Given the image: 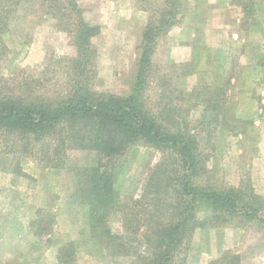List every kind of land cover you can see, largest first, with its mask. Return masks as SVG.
Returning a JSON list of instances; mask_svg holds the SVG:
<instances>
[{
	"label": "rangeland",
	"instance_id": "374dc122",
	"mask_svg": "<svg viewBox=\"0 0 264 264\" xmlns=\"http://www.w3.org/2000/svg\"><path fill=\"white\" fill-rule=\"evenodd\" d=\"M79 1L87 18L101 26L93 38L95 87L127 94L143 29L163 0ZM27 6L34 8L23 12L27 17L13 28L18 31L7 34L11 52L0 70L4 75L33 71L32 77H43L49 88H61L64 65L76 50L52 17L42 13L30 22L33 11L44 10L39 0H28ZM158 41L155 78L146 91L149 106L176 114L198 133L209 157L204 182H250L264 198V0H181L179 22ZM199 85L210 89L194 98L191 91ZM212 92L222 103L211 101L214 109H207ZM214 117L212 125L202 122ZM57 147L54 141L28 142L0 133V264H63L59 250L71 242L70 264H135L122 247L134 239L125 233L119 211L109 217V236L100 241L90 234L87 209L79 201L84 184L78 171L93 162L91 153L58 152ZM160 157L154 148L137 146L106 165L118 174L121 203L140 194ZM40 208L55 217L49 231L38 226ZM198 216L205 220L211 213L202 208ZM226 251L238 255L239 264H264V223L197 229L184 264H208Z\"/></svg>",
	"mask_w": 264,
	"mask_h": 264
},
{
	"label": "trees",
	"instance_id": "16d2710c",
	"mask_svg": "<svg viewBox=\"0 0 264 264\" xmlns=\"http://www.w3.org/2000/svg\"><path fill=\"white\" fill-rule=\"evenodd\" d=\"M27 3L28 0H0V62L11 52L8 35L18 31L13 30L17 21L34 8ZM39 4L44 10L33 11L30 22L42 13L52 17L67 32L76 52L64 65V85L58 89L46 86L43 77H32L36 75L33 71L4 75L0 70V133L28 142L54 141L58 152L80 149L91 153L93 162L78 171L84 184L79 186V201L87 209L91 235L100 241L109 236V217L119 211L125 233L134 239L122 247L135 257V264H184V252L197 229L236 221L264 223V198L250 182H204L202 175L209 171V157L198 133L176 119V114L166 115V111L150 107L146 98L155 78L158 40L179 22L181 0H163L162 6L149 16L142 32L134 81L124 95L95 87L97 49L93 38L100 34L101 26L87 18L80 1L39 0ZM208 89L209 85H199L190 95L199 98ZM213 95L210 93L205 100L207 109H214L211 101L216 104L223 99ZM214 119L202 122L212 125ZM137 146L156 149L161 153L160 161L140 194L121 203L115 187L118 174L107 171L106 165L113 157ZM202 208L210 211L208 219L199 218ZM37 212L36 219L41 217L37 222L40 231H49L54 215L43 214L42 208ZM73 245L68 243L59 250L63 264H70ZM208 264H239V258L226 251Z\"/></svg>",
	"mask_w": 264,
	"mask_h": 264
}]
</instances>
